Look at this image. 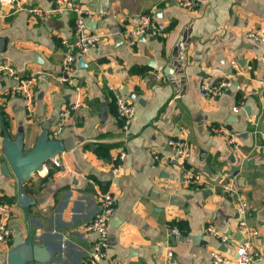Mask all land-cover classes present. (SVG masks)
Returning a JSON list of instances; mask_svg holds the SVG:
<instances>
[{
	"label": "crops",
	"instance_id": "obj_1",
	"mask_svg": "<svg viewBox=\"0 0 264 264\" xmlns=\"http://www.w3.org/2000/svg\"><path fill=\"white\" fill-rule=\"evenodd\" d=\"M74 1L91 11L87 27L105 36L75 54L71 83L58 74L74 13L30 19V5L50 8L52 1L0 2V60L21 77L44 71L32 87L31 107L4 92L14 79L0 77V198L9 205L12 230L9 241L0 242V264H7L16 232L49 251L24 264H83L93 240L83 225L100 191L115 198L103 264H214L212 251L231 261L243 234L236 228L235 195L219 186L225 172L251 204L244 220L256 231L253 248L264 253V45L245 36L250 29L264 32V0H196L193 10L179 0ZM142 12L162 22L163 32L129 46L122 29ZM223 79L230 84L221 95L201 96L203 84ZM117 91L135 105L127 133L117 117ZM63 107L69 113L58 129ZM235 132L237 150L228 141ZM169 135L186 140L187 166L208 184L182 183L178 166L153 157L154 151L172 154ZM8 140L22 152L39 141L56 147L19 183L4 155ZM121 151L113 174L111 158ZM208 225L229 239L207 234Z\"/></svg>",
	"mask_w": 264,
	"mask_h": 264
},
{
	"label": "built area",
	"instance_id": "obj_2",
	"mask_svg": "<svg viewBox=\"0 0 264 264\" xmlns=\"http://www.w3.org/2000/svg\"><path fill=\"white\" fill-rule=\"evenodd\" d=\"M14 0H0L1 4L11 5ZM52 7L44 8L39 5H30L27 8L30 19H45L52 15H58L66 12L74 13L73 24V37L70 43H66L63 39V43L67 46V51L64 54L63 62L58 74V78L66 83H71L72 71L74 70L75 54L84 53L91 47L95 46L105 36L104 33L95 30H90L87 27V17L91 13L89 8L85 7L81 3L74 0H51ZM179 6L186 10H193L197 6L196 0H179ZM164 25L162 22L151 17L148 12H142L139 14L136 23L126 26L122 29V33L125 42L132 46L140 37L146 35H160L163 32ZM245 36L252 42L264 45V32L258 29H250L246 31ZM236 66L234 62H232ZM41 68L30 71L24 76H19L17 70L8 62L0 60V77L7 76L14 79L13 86L6 88L5 93L9 95H16L20 97L27 105L32 106V87L38 80V77L43 74ZM160 75H157L159 78ZM230 84L229 80L223 79L217 85L207 86L202 85L200 87L201 96L203 97H215L221 95L223 88ZM261 85L264 87V79L261 80ZM110 90H115L113 86H109ZM115 103L117 108V117L120 119L121 130L123 133H127L131 119L135 112V105L128 100L119 91L115 93ZM69 109L63 107L59 112V121L57 128L62 125V121L68 115ZM57 132V130H55ZM238 133H231L228 135V141L232 144L236 150L238 146L236 139ZM167 144H169L173 152L169 155L161 156L156 151L153 152V157L165 164H172L178 166L182 170L181 182L185 184H198L205 186L207 181L202 180L201 174L191 167L187 166L188 159L190 157V147L186 140L182 136L167 137ZM124 158V152L121 151L117 155L111 158V171L113 174H117L118 165L117 162ZM56 163V161H54ZM189 164V163H188ZM224 177L219 181L220 189L223 193H234L236 198V211L239 215L236 228H238L243 236L237 244V255L233 260H229L223 257L218 251H212L211 256L214 264L220 263H232V264H252V263H264V253L259 252L253 248L252 237L256 234L255 229L247 226L244 215L251 208V204L245 199L242 193L236 190L233 184V176L229 172L223 174ZM97 209L88 222L83 225V231L93 235V240L90 244V250L87 256V260L83 264H103L107 260V248L109 247L108 226L115 210V198L109 191H100L96 196ZM10 213L9 205L4 203L0 198V242H8L11 237V228L7 224V219ZM230 225V221H226ZM172 233H177L176 228L171 229ZM205 232L218 238L221 242H226L229 238L227 235L221 233L216 227L208 225L205 228ZM166 256L170 258L172 251L166 250ZM108 264H119L115 260H108Z\"/></svg>",
	"mask_w": 264,
	"mask_h": 264
},
{
	"label": "water",
	"instance_id": "obj_3",
	"mask_svg": "<svg viewBox=\"0 0 264 264\" xmlns=\"http://www.w3.org/2000/svg\"><path fill=\"white\" fill-rule=\"evenodd\" d=\"M143 37V36H142ZM156 66V63L152 62ZM161 69V65H157ZM9 141V140H8ZM56 144L52 141H39L35 146L22 152L19 150L18 143L9 141L5 143V157L7 164L21 183L24 176L31 175L38 169L45 159L53 157ZM6 163H2L1 168L6 169ZM46 250V247L44 248ZM41 245L30 243V239H23L16 232L14 235L12 248L7 253V264H24L30 260H40V254L44 251ZM49 251H44L46 256Z\"/></svg>",
	"mask_w": 264,
	"mask_h": 264
}]
</instances>
